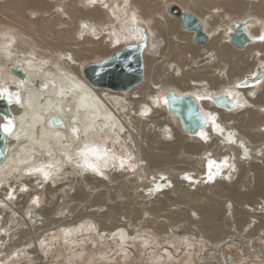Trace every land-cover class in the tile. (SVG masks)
Wrapping results in <instances>:
<instances>
[{"label":"bare ground","instance_id":"obj_1","mask_svg":"<svg viewBox=\"0 0 264 264\" xmlns=\"http://www.w3.org/2000/svg\"><path fill=\"white\" fill-rule=\"evenodd\" d=\"M63 1H0L10 20L0 30V100L12 114H0V264H140L146 249L151 264H179L182 245L185 264H193L196 244L172 241L182 229L196 241H220L217 264H224L220 244L228 260L230 251L263 264L264 78H248L264 72V0ZM171 5L198 18L207 45L195 44L194 33L168 12ZM170 24L180 34L167 27L169 50L183 49L181 61L166 59L167 43L156 33ZM239 25L250 38L243 48L231 40ZM40 30L57 31L52 44L39 40ZM143 42L141 83L112 90L84 77L87 66ZM160 59L167 68L154 78ZM169 92L199 102L207 125L197 134L169 111ZM220 96L235 108L219 106ZM171 153L187 163L178 161L179 172L164 164ZM218 186L232 189L221 212L203 194ZM116 193L124 203L134 196L138 209H119ZM212 223L218 230L210 226L207 234ZM164 239L162 255L150 252ZM213 250H202L197 264H213L205 262Z\"/></svg>","mask_w":264,"mask_h":264},{"label":"water","instance_id":"obj_2","mask_svg":"<svg viewBox=\"0 0 264 264\" xmlns=\"http://www.w3.org/2000/svg\"><path fill=\"white\" fill-rule=\"evenodd\" d=\"M168 12L176 19H182V27L194 33V42L199 46H205L209 42V36L204 30L203 24L198 18L190 12H182L176 6L171 5ZM232 44L238 48H243L249 43L250 38L244 31V27L239 25L234 34H232ZM146 44L140 43L125 47L120 52L114 54L110 60L101 64L90 65L84 68L83 75L89 83L96 88H108L112 90L129 89L143 81L144 66L142 54ZM12 73L18 78L24 79L26 74L22 70L13 69ZM264 78V72L258 70L255 77H249L248 81L261 80ZM221 107L235 108V103L230 102L226 96H220L216 100ZM166 103L169 111L180 119L181 126L185 132L195 135L198 131L207 125V118L204 116L199 102L191 95L176 96L173 92L166 95ZM0 114L2 116H12L10 104L7 100H0ZM6 137L0 126V162L5 159ZM222 245H219L218 251L224 264H233L232 260L225 258L222 253ZM213 264H217L214 251H211ZM205 260L206 255H203ZM202 264V263H200Z\"/></svg>","mask_w":264,"mask_h":264},{"label":"rangeland","instance_id":"obj_3","mask_svg":"<svg viewBox=\"0 0 264 264\" xmlns=\"http://www.w3.org/2000/svg\"><path fill=\"white\" fill-rule=\"evenodd\" d=\"M1 2H5L6 0H0ZM65 1V0H64ZM63 1V2H64ZM2 19V20H1ZM0 21L2 22L1 24H0V30H2V31H4V30H6V27H5V22L7 23V22H10V20L7 18V15H3V13H0ZM4 24V25H3ZM171 26V28H172V30H173V32H177V33H179V29H178V25L177 24H170V25H168V26H161L160 27V29L159 28H157L156 29V33H158V35L160 34V35H162V39H165V42L167 43V38H168V36H169V31H168V29H167V27H170ZM159 27V26H158ZM61 28L62 27H59V30H61ZM72 31H73V26H72ZM57 31H54V30H52L51 32H45V31H43L42 32V30H40V41L42 42L43 40H44V42H48L49 44H52V39L54 38V37H56L57 36V33H56ZM147 33V32H146ZM180 34V33H179ZM42 35V36H41ZM55 35V36H54ZM54 36V37H53ZM43 39V40H42ZM67 42H69L70 43V41H67ZM65 43H66V41H65ZM108 43L106 42L105 43V45H107ZM64 45V46H63ZM62 46L64 47V48H66L65 46H66V44H62ZM61 46V47H62ZM163 51L165 52V53H167V55H168V58L166 57V59H169V60H174V59H178V60H180L181 61V57H180V55H181V53L184 51L183 49H181V48H178V46L176 45V46H173V47H171L170 48V50H169V43H167L166 44V46H164L163 48ZM170 51H171V54H170ZM87 54V53H86ZM91 54L89 53L88 54V56H90ZM113 55V54H112ZM111 55V56H112ZM163 60L164 59H160L159 60V62H158V64L157 63H155L154 65H153V69H152V77H154V78H159L160 76H162L163 74H164V72L166 71L165 69L167 68V64H166V62H163ZM91 62H92V60H90ZM171 72V71H170ZM261 132H262V134H263V131H262V128H261ZM172 154V156L170 157L171 158V160H168L166 163L164 162V164L166 165V164H168L169 163V166H170V162H172V164H173V166L176 164V166H175V168L174 169H176V171L177 172H179L178 170V168H180V166H181V164L184 166V165H186L187 163H184V162H182V158L180 159V157H179V159H178V155L176 154L175 155V153H171ZM173 154H174V156H173ZM177 156V157H176ZM177 158L178 160H175V159H172V158ZM173 160V161H172ZM181 163L180 164V166L178 165L179 164V162ZM174 162V163H173ZM176 162V163H175ZM163 163V162H162ZM184 163V164H183ZM163 166V165H162ZM179 166V167H178ZM182 166V167H183ZM219 188V189H218ZM218 188L217 187H215V188H213V190L212 191H206L205 192V190L203 191V194H204V196H208V197H210L209 198V200L212 198V203L214 204V205H216V209H217V211H219V212H221V208H222V203H221V201L220 200H222V199H227L229 196H230V193L229 192H232V189L231 188H229V187H220V186H218ZM239 188V187H238ZM223 189V190H222ZM237 190L236 188H233V190ZM234 190V191H235ZM202 191H201V193H202ZM211 192V193H210ZM214 192V193H213ZM218 192H220V194L218 193ZM218 193V194H217ZM229 193V194H228ZM215 194H217V195H215ZM227 194L229 195V196H227ZM224 195V197H222ZM114 197H116V199H114L115 200V202H116V204L117 205H115V206H117L119 209L121 208V209H123V211H128V210H130V211H134V210H137L138 209V207H137V205L135 206V203L134 202H132V201H135V199H134V196H127V198H126V202L124 203V202H122V201H119L120 199L119 198H117V193L116 194H114ZM233 197H235V198H237V199H239V200H241V196H239V197H237L236 195H234ZM250 197H252V196H250ZM131 198H133V200L131 199ZM217 198V202L215 201V199ZM221 198V199H220ZM181 199V200H180ZM237 199H234L235 201L237 200ZM243 199L244 200H246V197H243ZM250 199H255V198H250ZM117 200H118V202H117ZM180 200V201H179ZM185 199H182V198H179L178 199V204H181V205H183V206H185V203L187 202L188 203V199H186L185 200V202H183ZM128 201V202H127ZM193 201V200H192ZM132 202V203H131ZM211 202V201H210ZM126 204V205H124V204ZM177 203V202H176ZM183 203V204H182ZM189 203H190V201H189ZM122 204V206H120ZM191 205H195V206H198V205H200L201 206V204H192V203H190ZM229 202H228V204L226 205V207H228L229 206ZM131 207H130V206ZM203 205V204H202ZM130 208H132V209H130ZM200 211H202L203 212V208H202V210H200ZM204 213V212H203ZM181 218H180V216H178L177 215V213L175 214L174 213V215H173V222H177L178 223V221L180 220ZM203 224H205V223H203ZM215 224V225H214ZM205 226V225H204ZM208 228H206V232H207V234H210L211 233V231H217L218 230V228H217V223H212V225H206ZM212 227V230L211 231H209V228H211ZM223 227V226H222ZM185 230V231H184ZM221 231H222V233H223V231L224 232H226V229L224 230V229H221ZM181 237H177L178 239H176V237L175 238H173V243L174 244H177V246L179 247V245H182V242L180 241L183 237L184 238H187L190 242H193V243H195L196 244V248H195V250H192L191 251V254L193 255L191 258H192V261H193V264H197V261H198V259H199V261L201 260V258L202 257H200V255H201V252H202V250H204L205 248H207V249H215L216 247H217V245H218V243L220 242V241H216V242H210V241H196V240H194L192 237H190V235H189V232H187V230L186 229H182L181 230V232H180V234H179ZM180 239V240H179ZM176 240L178 241V242H176ZM166 240L164 239V240H161V242H162V244H163V246H162V249H157V246H160V245H157V244H155L154 243V245H152V247H150V252H154V253H158V254H160V255H162L161 253L166 249V247L164 246V244H166V242H165ZM199 245V246H198ZM91 250H93V249H91ZM94 250H95V248H94ZM148 249H146V250H144L143 252H144V254H146V256H145V258H144V256L142 257V260L144 261V262H142V263H140V264H151L150 263V261H149V256L147 257V254H148ZM206 251V250H205ZM214 251V250H213ZM152 252V253H153ZM185 252H186V249L183 247V245H182V247H181V250L178 252V253H176L175 255H176V257L179 259V264H185V263H190V261H188L189 259H187V257L188 256H185ZM90 253H92V252H90ZM228 253H230L231 254V256L234 258V259H232V261L234 260H236V263L237 264H252V261L250 262V261H244V260H241L242 258H241V256L240 255H238L237 257L235 256V252H228ZM210 254H208V257H207V259H206V261L205 262H212V260L210 261ZM88 256H86V258H87ZM200 257V258H199ZM121 262V261H120ZM122 263V262H121ZM124 263L125 264H128V262L126 263L125 261H124ZM82 264V263H81ZM264 264V263H263Z\"/></svg>","mask_w":264,"mask_h":264},{"label":"snow or ice","instance_id":"obj_4","mask_svg":"<svg viewBox=\"0 0 264 264\" xmlns=\"http://www.w3.org/2000/svg\"><path fill=\"white\" fill-rule=\"evenodd\" d=\"M261 40H264V36L260 37ZM75 131V130H74ZM90 151H92L93 153H95L97 150L96 149H91ZM90 167H94L93 165H90ZM45 176L47 177V173H45Z\"/></svg>","mask_w":264,"mask_h":264}]
</instances>
